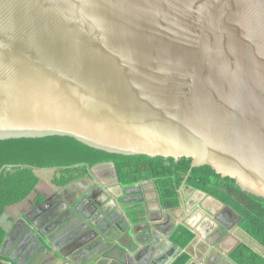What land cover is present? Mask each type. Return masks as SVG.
Returning a JSON list of instances; mask_svg holds the SVG:
<instances>
[{
  "label": "water",
  "instance_id": "obj_1",
  "mask_svg": "<svg viewBox=\"0 0 264 264\" xmlns=\"http://www.w3.org/2000/svg\"><path fill=\"white\" fill-rule=\"evenodd\" d=\"M46 137L115 155L190 159L182 186L192 169L208 166L264 200V0H0V141ZM50 202L24 216L29 246L39 248L34 262L50 253L39 235L52 239L72 214L46 209ZM102 223L101 242L123 231ZM159 241L142 245L134 263L125 253L115 264H156Z\"/></svg>",
  "mask_w": 264,
  "mask_h": 264
},
{
  "label": "crops",
  "instance_id": "obj_2",
  "mask_svg": "<svg viewBox=\"0 0 264 264\" xmlns=\"http://www.w3.org/2000/svg\"><path fill=\"white\" fill-rule=\"evenodd\" d=\"M83 168H75L71 174L72 181L65 186L53 183L55 179H61L62 175L69 177L60 170L27 168L41 181L32 183L21 205L31 211L45 198H53L46 209L61 206L60 214L71 211L72 214L60 220L61 231L52 239L45 241L43 235H39L50 253H43L37 262L33 258L39 248L37 245L30 247L31 242L35 241L28 233L31 223L18 213L11 216L3 214L0 216V257L10 256L17 260L24 249H28L27 258L21 264H71L69 259L75 264H90L86 263L88 258L85 252L92 248L95 249L90 253L92 264H115L125 259V253L130 255L134 263L137 250L151 238L160 239L156 245L158 252L152 256L155 260L159 259L156 264H176L177 260H186L185 264H236L235 251L240 245L264 257V247L241 229V220L227 212L224 209L226 204L210 194L181 185L173 190V198L163 200L162 181H154L153 184L149 181L142 183L139 188L123 190L115 180L111 163H101L86 170ZM56 172L58 177H55ZM168 185L173 187L172 180ZM97 186L102 187L108 197L98 192ZM93 191V198H84ZM98 202L103 208V215L95 212ZM32 217L37 219V215ZM107 221L123 229L121 232L113 231L111 236L115 241L108 243L101 242L95 233L97 227ZM179 227L193 234V239L185 247L180 242V236L173 238ZM150 228L158 237L149 235ZM98 252H102L101 255L95 256ZM168 252L172 256L167 257ZM164 256L167 260H163ZM44 257L46 262H43Z\"/></svg>",
  "mask_w": 264,
  "mask_h": 264
},
{
  "label": "trees",
  "instance_id": "obj_3",
  "mask_svg": "<svg viewBox=\"0 0 264 264\" xmlns=\"http://www.w3.org/2000/svg\"><path fill=\"white\" fill-rule=\"evenodd\" d=\"M101 163L114 164L119 183L123 188L132 187L145 181H162V199L169 200L173 198V190H177L184 182L190 169L191 160L183 158L174 162L172 159L109 154L90 148L69 137L0 141V171L3 167L9 166L37 170H60L69 177L66 178L62 175L61 179H55L53 183L57 186H65L70 183L72 181L71 174L75 168L83 166V169L86 170ZM170 180L173 182L172 188L168 185ZM4 185L0 186V200H3V203L0 204V216L4 214V209L12 201V198L8 197L4 201L3 197L10 190ZM185 186L210 194L233 209L241 216L239 223L241 229L264 247L263 199L241 191L235 181L221 178L208 166L192 169L185 181ZM176 236H180L183 247L193 239V234L183 227L177 229L173 238ZM235 258L236 264H264V257L252 252L245 245H240L236 249ZM0 259L7 260L4 257H0ZM185 263L186 260H177L176 262V264Z\"/></svg>",
  "mask_w": 264,
  "mask_h": 264
},
{
  "label": "rangeland",
  "instance_id": "obj_4",
  "mask_svg": "<svg viewBox=\"0 0 264 264\" xmlns=\"http://www.w3.org/2000/svg\"><path fill=\"white\" fill-rule=\"evenodd\" d=\"M55 177H58V172H56ZM38 181L41 180L36 176V174H33V172L28 171L26 167H6L4 169V172L2 173V177L0 178V185L5 184L4 186L9 187L10 189L9 193H7V195L3 197L4 201L7 200V197L12 198V201L10 202L11 204H8L7 202L8 206H10L13 203L25 199V194H28V189L31 188L32 183ZM2 203L3 200H0V204Z\"/></svg>",
  "mask_w": 264,
  "mask_h": 264
},
{
  "label": "flooded vegetation",
  "instance_id": "obj_5",
  "mask_svg": "<svg viewBox=\"0 0 264 264\" xmlns=\"http://www.w3.org/2000/svg\"><path fill=\"white\" fill-rule=\"evenodd\" d=\"M26 199H23V200H20V201H18V202H16V203H13L12 205H10V206H7L5 209H4V214L6 213L7 214V216H11V214H19V215H27V214H30V213H35L34 211H36V210H39L38 208H40V207H42L44 204H46V201H51V198H49V199H47V198H45L44 200H42V202L41 203H39L36 207H34V209L33 210H29V209H27V208H25V207H23L22 205H21V203L22 202H24ZM20 206V207H19ZM18 210H20V211H18ZM36 214V213H35ZM35 217H36V215H34Z\"/></svg>",
  "mask_w": 264,
  "mask_h": 264
}]
</instances>
